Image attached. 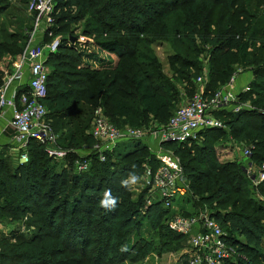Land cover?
Returning a JSON list of instances; mask_svg holds the SVG:
<instances>
[{"label":"trees","instance_id":"1","mask_svg":"<svg viewBox=\"0 0 264 264\" xmlns=\"http://www.w3.org/2000/svg\"><path fill=\"white\" fill-rule=\"evenodd\" d=\"M8 2L0 0V17L10 8ZM55 3L54 34L67 37L84 21L83 34L94 40L98 53L79 54L64 43L47 60L51 73L45 104L60 134L55 147L69 151L65 166L36 140L28 143L27 162L0 155V222L27 218L23 224L33 228L30 237L21 233V240L18 232L0 234V264H138L187 243L166 224L174 216L171 210L160 203L148 206L146 188L135 194L121 184L130 172L142 177L145 164L155 166L147 145L124 142L106 154L105 162L96 153L84 158L78 153L96 143L91 129L98 108L120 128L167 124L180 103L177 85L190 97L197 91L205 55L210 68L206 94L212 96L239 70L251 73L250 92L239 96L251 110L225 112L222 120L229 131L207 130L198 140L164 146L180 159L189 183L188 194L175 202L183 198L193 209L210 211L236 248L229 264H264V203L255 199L244 165L221 163L215 156L216 146L232 139L253 146L255 166L264 163V0ZM28 30L17 34L0 28V62L24 51ZM165 43L171 49L170 75L156 52ZM79 159L90 161L87 172H75ZM107 189L118 198L112 211L99 206ZM182 215L193 216L184 208ZM144 228L151 239L130 244Z\"/></svg>","mask_w":264,"mask_h":264},{"label":"built area","instance_id":"2","mask_svg":"<svg viewBox=\"0 0 264 264\" xmlns=\"http://www.w3.org/2000/svg\"><path fill=\"white\" fill-rule=\"evenodd\" d=\"M56 7L55 0H29L27 12L34 21L26 32L25 49L17 58L10 59V66L6 62L9 61L7 58L0 62V116L6 110L12 111L10 125L14 130L13 143L16 146L13 156L20 163L28 161L27 146L31 140L47 146L50 157L59 162H66L69 154V151L55 147L58 136L48 119L49 109L45 100L48 97L51 73L47 66L49 56L57 53L64 43L79 54L98 53L94 40L79 31V25L74 26L67 37L54 34ZM46 36L51 39L49 42H44ZM73 37L75 41H72ZM241 74L243 73L239 70L227 85L212 96L206 94L207 82L204 77H199L194 96L172 115L167 124L155 129H120L108 120L102 108H98L91 129L96 143L93 148L87 149L88 154L96 153L100 161L105 162L106 154L112 153L120 143H144L155 160V166L144 165L143 185L148 190L147 205L160 203L165 209L172 210L175 200L188 194L189 183L180 159L164 146L168 143L183 144L188 140H196L201 132L207 130L229 131L228 125L216 115L217 112L237 114L243 110H251L249 104L240 103L239 96L250 92L252 75L248 73V76L251 75L250 79L240 87L237 81ZM230 140L239 147L242 158L246 160L244 166L253 186L264 183V163L255 166L251 162L253 146ZM90 164V161L77 160L75 172H87ZM167 222L172 231L187 238L190 247L186 255L188 264L234 263L236 248L226 241L225 230L211 217L208 209L190 217L174 215ZM22 226L21 233L30 232L25 224Z\"/></svg>","mask_w":264,"mask_h":264},{"label":"rangeland","instance_id":"3","mask_svg":"<svg viewBox=\"0 0 264 264\" xmlns=\"http://www.w3.org/2000/svg\"><path fill=\"white\" fill-rule=\"evenodd\" d=\"M27 1L29 2V0H9L8 4L10 5V8L8 9V11L4 15H2L0 17V28H2V27L5 28L6 30H8L7 31L8 33H17V34H23V32L25 30L30 29L32 24H33L34 18H32L30 16V14L27 12V5H28ZM78 25H79L78 30L83 32L85 22L82 21ZM20 45H21V43L19 42L18 46H20ZM170 51H171V49L169 48V45L166 43L164 45H161L156 50L158 57L160 58V60L163 62L164 66H165V73L167 75H170V71H169V67H168V60H167L168 55L170 54ZM18 56L19 55H16V56L7 55V56H5L9 60V61H6L8 63V65L10 66V64H11L10 59H15ZM206 58H208V55L207 56L205 55L204 57L201 58V60H204L202 62L203 69H202V73L198 76V78L203 76L204 81H206L208 83L210 68H209V60ZM50 72H51V70H50ZM250 77H251V75L248 76V74L247 75L244 74L243 76H241V78L238 79L237 84L239 86H242L244 84V82H246L250 79ZM198 78L196 79V81L198 80ZM177 87L179 88V90L181 89V91H180L181 94H180V103L175 107V111H177L182 106H184L185 103L187 102V100L189 98H191L190 96H187L186 92L182 89V87H183L182 85L178 84ZM103 112H104V110H103ZM216 115L220 119H222L223 117H225L226 113L225 112H217ZM108 120L110 121L109 118H108ZM113 125L116 126L115 124H113ZM116 127H118V126H116ZM149 127H151L152 129H155V128L161 127V126L158 124L157 125L153 124V125H150ZM118 128H120V127H118ZM145 128L146 127H144V128H133V127L127 126V127H121L120 129H123V130H127V129L143 130ZM57 135L60 136V134H57ZM198 139H196V140H198ZM198 142H200V141H198ZM119 145H121V143ZM238 148H239L238 146H236L234 143H232L231 140H229L228 142L221 143V144L216 146V148H215L216 149V151H215L216 155L215 156H216L217 160L221 163L237 162L238 164L245 165L246 160L244 158H242L241 153H240ZM85 150H87V148H85V149L83 148L82 150L79 151L78 154L81 157L89 155L88 153L83 152ZM15 162L17 163L16 160H15ZM60 170H62V168ZM143 179H144V173H143L142 177H140L138 179L136 184L129 186V188L135 194H139L144 190ZM263 190L264 189L263 188L260 189L259 186H255V187L252 186V192H253V194H255V199L260 200L262 203H264ZM182 199L177 200L174 203V207L171 210L172 214H174L175 216H177V215L183 216L182 215V208H184L186 211H188L189 215H197L201 212V210H202L201 208L193 209L192 205H187V203L185 201H183ZM7 222H9V221L8 220L1 221V223H0V234L5 236V237H11L12 234H14L15 232H18V233H16L17 237H19V235H20V237H19L20 240L23 239L24 235L21 234L20 231H21V228L23 227L22 226L23 223L26 222V219L24 220V222L20 221V222H17L16 224H12L11 226H8ZM166 224H168V222ZM28 229H33V228H31L28 225ZM25 235L27 237H30L31 232L27 233ZM138 238H146L147 240H149V239H151V234H149L147 232L146 228H144L143 232L141 233L140 236H138L137 234L132 235L130 244H134L138 240ZM189 249H190V247H189V244L187 241L186 244L181 245L177 250L174 249L170 252H166L163 254L153 253V254L149 255L147 258L140 261L138 264H180V263H183L185 261V259L187 258L186 255H187ZM124 264H133V263H124Z\"/></svg>","mask_w":264,"mask_h":264},{"label":"crops","instance_id":"4","mask_svg":"<svg viewBox=\"0 0 264 264\" xmlns=\"http://www.w3.org/2000/svg\"><path fill=\"white\" fill-rule=\"evenodd\" d=\"M5 58H7V57H5ZM241 76H243V74H241ZM241 76L239 78H241ZM244 84H245V82H244ZM242 86H240V87H242ZM11 120H12V111L11 110H6L0 116V155L1 154H7L8 156H12L14 158L13 155H14V152H16L15 151L16 146L13 143L14 130L11 128V125H10ZM83 152L89 153L88 150H85ZM60 164L62 166H65L64 165L65 162H61ZM7 223H8L7 224L8 226L15 224V223H11V222H7Z\"/></svg>","mask_w":264,"mask_h":264},{"label":"clouds","instance_id":"5","mask_svg":"<svg viewBox=\"0 0 264 264\" xmlns=\"http://www.w3.org/2000/svg\"><path fill=\"white\" fill-rule=\"evenodd\" d=\"M135 166H133L134 168ZM138 176L135 172H130L128 177L121 181L122 186L128 187L134 185L138 181ZM118 204V198L114 197L110 189L104 190L101 199L99 200V206L107 211H112Z\"/></svg>","mask_w":264,"mask_h":264},{"label":"water","instance_id":"6","mask_svg":"<svg viewBox=\"0 0 264 264\" xmlns=\"http://www.w3.org/2000/svg\"><path fill=\"white\" fill-rule=\"evenodd\" d=\"M72 41H75V38L74 37L72 38Z\"/></svg>","mask_w":264,"mask_h":264}]
</instances>
